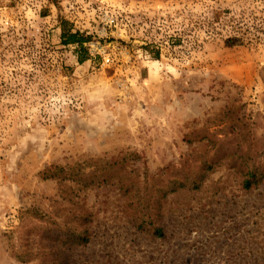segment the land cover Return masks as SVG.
<instances>
[{"label": "rangeland", "instance_id": "obj_1", "mask_svg": "<svg viewBox=\"0 0 264 264\" xmlns=\"http://www.w3.org/2000/svg\"><path fill=\"white\" fill-rule=\"evenodd\" d=\"M55 262L264 264V0H0V264Z\"/></svg>", "mask_w": 264, "mask_h": 264}, {"label": "trees", "instance_id": "obj_2", "mask_svg": "<svg viewBox=\"0 0 264 264\" xmlns=\"http://www.w3.org/2000/svg\"><path fill=\"white\" fill-rule=\"evenodd\" d=\"M89 38L90 37L88 35H85L80 30L74 29L72 27V24L69 23V21H67L65 19L62 20V22H61V41H62V44L63 45H74V46H76V48L78 50L77 53H79L78 58H79L80 62H83V61L87 60V58H88L87 54L83 55L81 50H82V48H84V44L89 40ZM243 43H244L243 37H239V36H231V37H228L226 39V44L230 47L242 45ZM80 52H81V55H80ZM216 140L217 139H215V142H216ZM226 140L227 139H223L220 142L224 143ZM230 140H233V139L229 138L226 141V143H229ZM214 150H216V146H215ZM224 150H226V151H224L225 153H224L223 157L230 158L233 161L232 164H234L235 166L241 167L240 165L242 164V162L240 163L238 161L239 157L242 156V155H240L241 153H238V151H237V153L230 152L225 146H224ZM216 156L218 157V154ZM216 156L212 157L211 160H214V158H217ZM211 163H213V161H210V163L208 161H205L204 165H206L208 167V166H211ZM243 163L245 165L248 164L247 161H244ZM49 170H51V168ZM259 171H260V169L256 163H252L251 165H248L247 167H245L243 169V172H246V174H247V177L243 181V184L245 187H249L252 184L253 181H251V179L253 177H256L257 175H259ZM47 172H48V170H47ZM51 172H52L51 173L52 175H56V173H54L53 170H51ZM106 176H107V179H109V178L113 177V174L108 173V174H106ZM96 178H97V176L95 175V172L92 173L91 178H90L91 180L89 181V183L90 184L95 183L97 180ZM147 213H148V211L144 214L143 218L141 217V219H138V221L136 223L137 228H141L142 225H144V224H146V222H148L147 215H146ZM77 215L76 214L73 215V219ZM150 216H151V213L148 214L149 218H151ZM84 217L86 219H88L87 215H84ZM154 231H155L156 235H160V236L163 235V228L161 226L154 227ZM86 233H87V228L82 227V228H78L76 233L75 232L71 233L70 234L71 236L68 235V237H69V240L72 241L73 243L78 242V244L79 243H85L86 244L89 241V236L86 235ZM55 264H56V262H55ZM58 264H62V263H58Z\"/></svg>", "mask_w": 264, "mask_h": 264}]
</instances>
